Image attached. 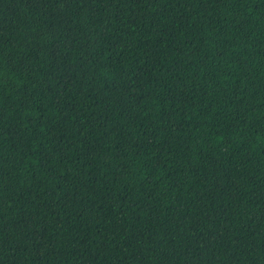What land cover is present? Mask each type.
<instances>
[{"label": "trees", "instance_id": "16d2710c", "mask_svg": "<svg viewBox=\"0 0 264 264\" xmlns=\"http://www.w3.org/2000/svg\"><path fill=\"white\" fill-rule=\"evenodd\" d=\"M0 264H264V0H0Z\"/></svg>", "mask_w": 264, "mask_h": 264}]
</instances>
